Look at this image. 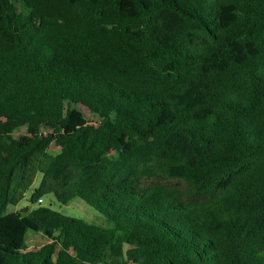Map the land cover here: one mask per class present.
Wrapping results in <instances>:
<instances>
[{
    "label": "trees",
    "instance_id": "obj_1",
    "mask_svg": "<svg viewBox=\"0 0 264 264\" xmlns=\"http://www.w3.org/2000/svg\"><path fill=\"white\" fill-rule=\"evenodd\" d=\"M0 264H264V0H0Z\"/></svg>",
    "mask_w": 264,
    "mask_h": 264
},
{
    "label": "rangeland",
    "instance_id": "obj_2",
    "mask_svg": "<svg viewBox=\"0 0 264 264\" xmlns=\"http://www.w3.org/2000/svg\"><path fill=\"white\" fill-rule=\"evenodd\" d=\"M89 120H96V118L93 116H89ZM23 134H25L24 128L17 130L14 133V136L17 138L18 136L23 135ZM40 179H41V176L37 175L34 181L35 187L38 186V184L40 183ZM29 195L30 194H27L25 198L21 202H19V204L16 207H10L9 210L10 211L21 210L26 205H28L27 201H28ZM42 200H43V202L41 203L42 206L50 207L51 209L57 212H60L64 215H68V216L76 217V218H83L89 221H93V223L98 222L97 218H100L98 213H96L91 207H89L82 200H79V199H75L73 202H71L67 206H63L57 203L52 195H46L43 197ZM35 206L37 205L35 204ZM44 243H45V239L42 235H31V234L27 235V244L29 248L39 247Z\"/></svg>",
    "mask_w": 264,
    "mask_h": 264
},
{
    "label": "built area",
    "instance_id": "obj_3",
    "mask_svg": "<svg viewBox=\"0 0 264 264\" xmlns=\"http://www.w3.org/2000/svg\"><path fill=\"white\" fill-rule=\"evenodd\" d=\"M38 201H39V202H41V200H40V199H39Z\"/></svg>",
    "mask_w": 264,
    "mask_h": 264
}]
</instances>
